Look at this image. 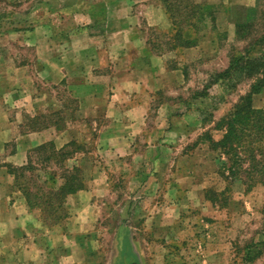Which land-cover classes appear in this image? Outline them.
<instances>
[{"label":"crops","instance_id":"0c3cea01","mask_svg":"<svg viewBox=\"0 0 264 264\" xmlns=\"http://www.w3.org/2000/svg\"><path fill=\"white\" fill-rule=\"evenodd\" d=\"M0 1V264H89L104 194L120 191L136 193L131 210L143 208L130 216L119 203L115 239L129 235L131 261L232 264L240 239L217 215L228 206L205 194L213 157L190 64L236 39L252 0H174L189 5L178 23L165 0ZM47 143L76 144L60 167H78L84 182L58 202L70 215L52 225L37 200L45 196L30 186L29 199L20 183L45 161L35 149ZM30 161L24 177L11 170ZM61 175L41 186L57 190Z\"/></svg>","mask_w":264,"mask_h":264},{"label":"rangeland","instance_id":"374dc122","mask_svg":"<svg viewBox=\"0 0 264 264\" xmlns=\"http://www.w3.org/2000/svg\"><path fill=\"white\" fill-rule=\"evenodd\" d=\"M206 1L204 0V3H207ZM191 2L194 3L192 0ZM218 3H221V0H219ZM251 3L252 5L250 8H253V10L250 11L249 8L247 22L245 26L241 28L240 34L237 35L236 30V39L235 37H231L230 39L226 37L224 46L220 51L216 52L215 56H211L210 59L196 58L190 66L192 70L197 71V78L194 81V93H196L195 100L201 101L197 103L207 108L205 114L201 117L196 116L199 119L205 120L204 128L206 130L204 129L202 132L201 138H203L204 143L207 144V152L213 157L210 170L214 168L212 172L208 173V182L210 186L206 189L210 190L208 193L205 191V194L206 196L209 195L214 197L215 200L213 201L219 205L228 206V211L223 210L222 212H218L217 215L229 217L228 236L229 238L236 237V239H240L237 240L235 247V251L239 253V262L241 264H264V183L260 182L258 172L246 168L251 163V158L250 153L243 150V147L239 149L242 164L241 166L237 164L234 165V169L238 171V173L231 176L229 171V165L232 162L230 156L225 154L220 148H215L211 144V138L215 140L220 139L221 135H223L226 130L224 126H218L222 117L232 110L234 104L239 100L242 94L250 90L252 83L256 81L258 76L257 74L253 76L248 75L246 71L245 73H240L236 71L234 67L229 77L222 78L217 82L219 73L223 72L229 66L231 59H234L235 56L244 55L246 62L251 59L259 60L256 58L264 60V40L262 39L264 29V0H252ZM1 5L7 6L0 1V6ZM207 5H211L210 9L212 10L219 8V5L215 3H209ZM188 9V2L185 1L181 4L180 10H177V12L187 11ZM179 17L185 22L184 13H179ZM219 68H221V70ZM203 70L208 72L205 76L206 81L201 78L198 79ZM252 101L255 107L264 108V88L260 92L254 93ZM74 150H76V144H70L66 150L68 153H66L69 155ZM84 150L86 149L84 148ZM42 152L46 153L45 151ZM39 155L40 154H38V156ZM60 157L61 155H57V157L49 161L51 164L49 169L45 167L46 161H41L39 158L36 159L39 166H36L33 173L30 172L28 178L21 179L20 183L22 184L23 182L29 187L32 186L37 188L42 196L48 194L53 188L44 190L41 185H45V183L40 180V175L38 173L41 169L49 170V179L50 177L52 179H50L47 184L53 185L57 183L58 173H62L60 165H62L63 161ZM32 168H30V170ZM69 168L72 169V167ZM252 176H254V178ZM132 194L136 193L120 191L116 192L114 196H110L109 193L104 194L103 202L105 203L98 212L100 214L98 221L99 236L96 242L98 248L92 250V252L89 251L90 254L86 257L89 264H129L131 260L138 258V255L135 254L133 250L129 235H124L126 237L121 235L120 238L116 235L115 239V231L119 226L121 213L124 211L121 209V204L119 203H122V205L129 204V208L126 207L125 211L128 210L130 216H137L141 209L143 211V208H134L131 210L132 204L130 201L133 200L131 197L133 196ZM37 200L44 201V198H37ZM52 202L54 208L50 207L51 209L49 211L47 210L48 212H44L50 222H47L48 225L55 224L54 221L57 220L58 216L62 217L65 213L70 215L69 209L67 210V208L62 207V205H59L60 207L57 206L59 199L54 197ZM114 202H117L116 206ZM132 225L133 230L138 231L140 225L138 223H132ZM97 244H95V246H97ZM251 244L256 252H260L258 257L262 258L259 259L257 257L254 260H246L244 258V249L247 245ZM231 246L233 248V244H231ZM127 254L128 257H125ZM93 259L95 262L92 261ZM148 263L150 262L148 261Z\"/></svg>","mask_w":264,"mask_h":264},{"label":"trees","instance_id":"16d2710c","mask_svg":"<svg viewBox=\"0 0 264 264\" xmlns=\"http://www.w3.org/2000/svg\"><path fill=\"white\" fill-rule=\"evenodd\" d=\"M165 2L167 4V8L171 12L175 23L180 22L178 20L179 15L177 10H180L181 5L179 6L174 0H165ZM252 10L253 8H250V11ZM196 13H199V11L196 10ZM201 15H203L202 12ZM244 26L245 23L237 25V35L240 34L241 28ZM174 37L177 39L179 37H182L180 29ZM262 39L264 40V29ZM186 44L192 45V41L189 40ZM256 59L259 60L251 59L246 62L244 55L235 56L234 59H231L229 66L223 72L219 73L217 77L218 81L222 78L229 77L234 67L235 70L240 73H245L246 71V74L248 75L253 76L257 74L258 76L256 81L252 83L250 90L245 94H242L239 97V100L234 104L232 110L224 117H222L218 126H224L226 130L220 139L215 140L211 138V144L215 148H220L222 151H224L225 154L230 156L232 161L230 164L231 166L229 165L231 176H234L236 175V173H238V171L234 169V165L237 164L241 166L242 164V160L239 155V149L243 147V150L250 153L251 158V163L246 168L248 170L253 169L254 171L258 172L260 182L264 183V108L255 107L252 101L254 93L260 92L264 88V60L260 58ZM42 151H45L46 153L49 152L45 158L46 162H49L50 160H52V158L57 157V155H61L63 157L64 154L68 153H66L65 150L55 149L53 143L43 144L35 149V152L39 153L40 155L44 153ZM32 167L33 166L30 161L29 165H24L17 168L13 167L11 168V170L19 173L18 176L21 175V177H24L25 170ZM78 171L79 168L76 166L72 167V169L67 167L65 168V170H63L61 176L64 178V182L57 188V190L52 189L51 192L44 195V202L46 205V207H44L45 213L51 209L50 207L54 208L52 202V199L54 197L59 199V201H62V199L66 195L84 187V182L81 178L80 172ZM252 177L254 178V176ZM50 179L52 178L50 177ZM47 181L48 179H45L43 182L47 183ZM22 184L23 191L30 199L32 193L28 189L29 186L24 184L23 182ZM209 190L210 189H208L206 193H208ZM207 197L211 200H215L214 197H211L209 195H207ZM259 255L260 252H256L252 244L247 245V247L244 249V258L246 260H254ZM238 257L239 253L237 252L231 263L241 264Z\"/></svg>","mask_w":264,"mask_h":264},{"label":"water","instance_id":"95a60500","mask_svg":"<svg viewBox=\"0 0 264 264\" xmlns=\"http://www.w3.org/2000/svg\"><path fill=\"white\" fill-rule=\"evenodd\" d=\"M129 264H137V261H131Z\"/></svg>","mask_w":264,"mask_h":264}]
</instances>
